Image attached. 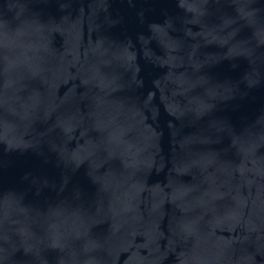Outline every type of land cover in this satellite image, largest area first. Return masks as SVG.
Segmentation results:
<instances>
[{"label":"water","instance_id":"water-1","mask_svg":"<svg viewBox=\"0 0 264 264\" xmlns=\"http://www.w3.org/2000/svg\"><path fill=\"white\" fill-rule=\"evenodd\" d=\"M0 264H264V0H0Z\"/></svg>","mask_w":264,"mask_h":264}]
</instances>
